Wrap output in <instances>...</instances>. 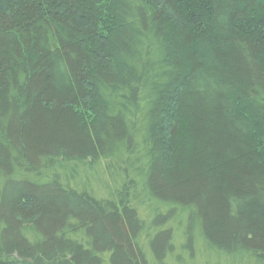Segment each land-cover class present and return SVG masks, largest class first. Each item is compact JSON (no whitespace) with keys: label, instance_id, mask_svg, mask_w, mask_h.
<instances>
[{"label":"trees","instance_id":"trees-1","mask_svg":"<svg viewBox=\"0 0 264 264\" xmlns=\"http://www.w3.org/2000/svg\"><path fill=\"white\" fill-rule=\"evenodd\" d=\"M0 264H264V0H0Z\"/></svg>","mask_w":264,"mask_h":264}]
</instances>
